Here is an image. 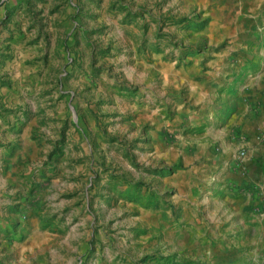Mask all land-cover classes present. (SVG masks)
Here are the masks:
<instances>
[{
	"label": "rangeland",
	"instance_id": "1",
	"mask_svg": "<svg viewBox=\"0 0 264 264\" xmlns=\"http://www.w3.org/2000/svg\"><path fill=\"white\" fill-rule=\"evenodd\" d=\"M203 1L0 0V264H264L223 261L245 231L169 240L146 215L170 209L149 66L205 51Z\"/></svg>",
	"mask_w": 264,
	"mask_h": 264
},
{
	"label": "crops",
	"instance_id": "2",
	"mask_svg": "<svg viewBox=\"0 0 264 264\" xmlns=\"http://www.w3.org/2000/svg\"><path fill=\"white\" fill-rule=\"evenodd\" d=\"M200 7L207 22L194 39L206 42L205 51L179 62L154 56L149 66L160 88L147 94L158 101L151 157L168 170L160 182L170 209L146 215L167 227L169 240L175 233L224 238L245 231L251 245L229 253L221 244L223 261L248 251L264 260V246L252 251L264 245V216L253 217L258 198L248 189L264 186V0H204ZM239 148L246 150L241 161Z\"/></svg>",
	"mask_w": 264,
	"mask_h": 264
},
{
	"label": "built area",
	"instance_id": "3",
	"mask_svg": "<svg viewBox=\"0 0 264 264\" xmlns=\"http://www.w3.org/2000/svg\"><path fill=\"white\" fill-rule=\"evenodd\" d=\"M245 157H246V150L243 148H239L235 154V159L241 161ZM248 189L251 192L255 193V196L258 198L257 217L262 218L264 216V186L250 184Z\"/></svg>",
	"mask_w": 264,
	"mask_h": 264
}]
</instances>
